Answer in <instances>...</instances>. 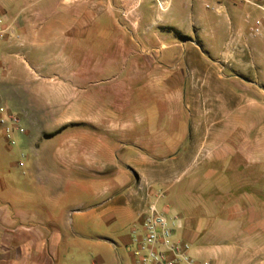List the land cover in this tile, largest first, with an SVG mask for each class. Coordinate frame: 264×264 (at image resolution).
<instances>
[{"label":"rangeland","instance_id":"rangeland-1","mask_svg":"<svg viewBox=\"0 0 264 264\" xmlns=\"http://www.w3.org/2000/svg\"><path fill=\"white\" fill-rule=\"evenodd\" d=\"M42 1H55L54 29L59 39L73 40L68 48H75L82 61L89 50H103L105 27L110 17L118 19L116 13L95 9L85 15L84 27L73 28L70 14L82 16L83 0ZM179 1L171 0L173 5ZM222 5L220 14L202 10L216 17L215 29L197 28L198 38L174 35L181 44L158 52L150 75L133 79L127 65L120 75L97 76L62 96L45 92L43 87L50 89L60 79L55 64L65 45L56 44L48 46L45 58L57 80L24 50L25 64L19 61L13 72L23 75L25 85L0 81V114H14L24 129L11 134L12 148L6 153L16 182L10 207L33 226L45 228L53 219L57 228L69 231L63 239L69 245L57 251L52 264H135L133 232L139 224L119 233L76 226L80 216L92 214L91 202L102 196V185L117 179L128 184L112 196L128 193L141 206L153 197L149 204L167 218L191 221L214 263L264 264V44L259 36H249L254 14L243 25L245 38L234 43L227 29L231 14ZM154 73L167 80L176 76L179 91L171 90L169 80L158 82ZM119 84L120 91H109ZM34 86L38 92H29ZM93 94L95 104L88 105ZM94 114L105 123L88 124ZM134 150L149 155L151 165H141L142 171L122 165L119 173L95 167L109 151L112 159H122ZM87 161L90 167L84 166Z\"/></svg>","mask_w":264,"mask_h":264},{"label":"crops","instance_id":"crops-1","mask_svg":"<svg viewBox=\"0 0 264 264\" xmlns=\"http://www.w3.org/2000/svg\"><path fill=\"white\" fill-rule=\"evenodd\" d=\"M73 1L75 0H63L66 4ZM83 1L82 16L75 18L73 13L70 14L71 27H84L87 19L85 15H92L95 9H109L118 15V19L110 17V23L105 27L106 31L102 39L103 50L99 53H95L94 49L89 50L82 61L76 55L75 48H68L73 45V40L59 39V32L54 29L55 25L52 22L57 21L55 22V16L52 14V7L55 1L0 0L1 26L7 29L5 38L0 40V81L8 85H25L26 80H20V76L23 75L13 72L16 63L20 61L25 64L22 55L24 50L37 58L35 62L41 64V69L46 71L48 77L57 80L56 75H51V71L56 69H52L50 60L45 58L48 46L56 44L65 45V54L60 62L55 64L60 79L53 87L50 89L43 87L42 91L54 92L62 96L75 85H86L91 82L90 79L95 80L97 76L120 75L127 65L130 76L138 79L152 73L156 61L159 60L158 52L168 46L179 47L181 42H177L174 35L189 33L198 38L199 34L195 32L197 28L204 29L205 26H209L215 29L218 26L216 17L209 16L202 11L203 9L211 8L214 13L220 14L224 7L222 4L225 3V9L231 14L227 29L234 43L245 38L242 36L244 35L243 25L249 22L250 14L258 16V13L251 7L235 5L230 0H192V6L184 0H180L176 5H173L171 0H152L151 3L149 1L144 3L143 0ZM143 5H145L144 8H142ZM174 14L179 15L175 17ZM259 37V43L264 44V31ZM35 45H42L44 49H33ZM16 59L19 60L16 61ZM152 76L162 84L169 80L171 90L179 91L181 85L176 80V76H170L168 80L162 73H154ZM120 86V84L116 85L113 90L109 91L113 93L120 91ZM38 89L37 86L30 87L29 92L35 93ZM94 95L90 97L88 105L91 103L94 106ZM102 122H104V117L100 118L96 114L87 119V123L93 126L100 125ZM60 123L67 122L61 120ZM10 148L12 146L5 128L0 126V264H52L51 261L56 258L57 251L69 245L67 241H63L69 231L57 228V223L53 219H48V225L45 228L33 226L28 219L25 220L11 209L10 203L15 200L16 182L11 177L9 163L6 159V153ZM54 154L55 152L51 151L50 156ZM107 156L94 162L97 170L119 173L121 166L126 165L135 171H142L141 165H151L153 161L149 155L140 150H134L129 156L126 154L122 159H112L111 151L107 153ZM91 165L90 161L84 162L86 167ZM72 166L76 168L78 164L72 162ZM127 184V181L118 179L104 183L102 196L94 198L91 202L92 214L86 218L80 216L76 224L77 229L79 225L85 224L90 228L102 226L111 228L119 233L127 226L134 223L139 224L141 214L150 205L153 197L148 198L149 203L140 202L145 205L141 206V204H136L132 198H128V193L125 196L111 195L123 190ZM139 199L143 201L142 198ZM169 219L177 227L174 239L182 240L190 246L191 255L197 264L206 261L216 264L207 258L210 256L202 247L204 246L202 240L198 239L195 232L196 226L191 221L183 224L176 217ZM17 245L20 247L17 248ZM20 248L22 249L21 254ZM30 250H33L34 255ZM29 254L30 259L27 258ZM218 257L215 255V260Z\"/></svg>","mask_w":264,"mask_h":264},{"label":"built area","instance_id":"built-area-1","mask_svg":"<svg viewBox=\"0 0 264 264\" xmlns=\"http://www.w3.org/2000/svg\"><path fill=\"white\" fill-rule=\"evenodd\" d=\"M239 6H248L254 9L258 16L255 17L249 30L251 38L260 36L264 31V0H230ZM0 16V40L6 36V30L1 26ZM0 117V126L5 128L9 143L13 142L11 134L15 131L24 133L20 120L12 113L3 112ZM141 190L142 186H138ZM139 230L133 233L136 235L135 243L137 250L133 252L136 259L135 264H197L191 255L190 246L182 241L175 240L174 234L177 227L173 221L160 213L154 204L147 206L141 214ZM202 264H210L203 262Z\"/></svg>","mask_w":264,"mask_h":264},{"label":"water","instance_id":"water-1","mask_svg":"<svg viewBox=\"0 0 264 264\" xmlns=\"http://www.w3.org/2000/svg\"><path fill=\"white\" fill-rule=\"evenodd\" d=\"M244 80V79H243Z\"/></svg>","mask_w":264,"mask_h":264}]
</instances>
